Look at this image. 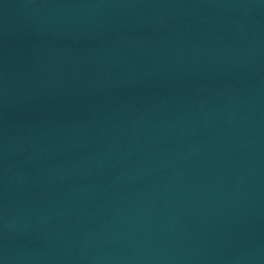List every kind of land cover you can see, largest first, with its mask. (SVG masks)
Here are the masks:
<instances>
[{"label": "water", "instance_id": "water-1", "mask_svg": "<svg viewBox=\"0 0 264 264\" xmlns=\"http://www.w3.org/2000/svg\"><path fill=\"white\" fill-rule=\"evenodd\" d=\"M0 264H264V0H0Z\"/></svg>", "mask_w": 264, "mask_h": 264}]
</instances>
